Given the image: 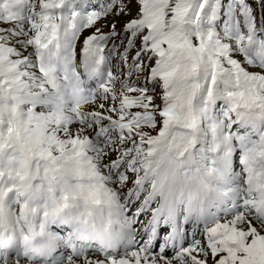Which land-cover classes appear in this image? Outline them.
I'll list each match as a JSON object with an SVG mask.
<instances>
[{
    "label": "snow or ice",
    "instance_id": "1",
    "mask_svg": "<svg viewBox=\"0 0 264 264\" xmlns=\"http://www.w3.org/2000/svg\"><path fill=\"white\" fill-rule=\"evenodd\" d=\"M92 3L0 0V264H264V18Z\"/></svg>",
    "mask_w": 264,
    "mask_h": 264
},
{
    "label": "rangeland",
    "instance_id": "2",
    "mask_svg": "<svg viewBox=\"0 0 264 264\" xmlns=\"http://www.w3.org/2000/svg\"><path fill=\"white\" fill-rule=\"evenodd\" d=\"M129 14L128 15H121L119 18L115 17L113 18L112 20H107L106 22L105 21H102L100 22V26H104L105 27V30H109V28H111V25L112 24H115L117 26H121L123 21L127 20L128 18H131L133 15V11L135 10V6H136V0H132L130 5H129ZM105 22V24H104ZM93 33V32H92ZM157 103H159V99L157 98Z\"/></svg>",
    "mask_w": 264,
    "mask_h": 264
}]
</instances>
